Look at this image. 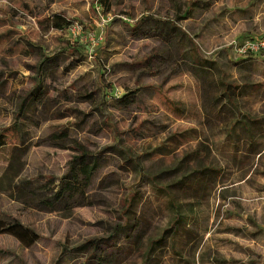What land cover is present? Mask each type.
Listing matches in <instances>:
<instances>
[{
    "label": "rangeland",
    "instance_id": "rangeland-1",
    "mask_svg": "<svg viewBox=\"0 0 264 264\" xmlns=\"http://www.w3.org/2000/svg\"><path fill=\"white\" fill-rule=\"evenodd\" d=\"M242 33L264 0H0V219L40 235L1 233L0 264L264 261V136L229 139L234 110L264 115L225 93L253 79Z\"/></svg>",
    "mask_w": 264,
    "mask_h": 264
},
{
    "label": "crops",
    "instance_id": "crops-1",
    "mask_svg": "<svg viewBox=\"0 0 264 264\" xmlns=\"http://www.w3.org/2000/svg\"><path fill=\"white\" fill-rule=\"evenodd\" d=\"M263 2V1H259ZM257 3V1H254L251 3V5H254ZM212 5V4H211ZM230 11H234L235 14H239L241 12L242 18H248L252 19L254 14L250 7L248 8H236V9H229ZM241 39H256L257 41H261L264 43V36H257L251 33H242L240 35ZM244 41V40H243ZM242 44V42L240 43ZM237 54L236 59H234V68L236 70H239L240 73L245 75H252L253 79L249 77V79H246L245 81H235L230 78L229 80V104L234 105L236 108V103H239L240 97L246 95L250 96V98L258 99V101H264V45L261 47V49L257 52H249L248 54H243L238 51L237 48ZM251 53V54H250ZM230 76V75H229ZM233 108V109H235ZM238 114H241L242 120H238L234 122V127L232 129H229V139L230 137H239L245 144L248 146L249 151H252L255 149V146H257L256 141H259L260 138H257V136H264V115L260 114L262 116L254 118L250 114L243 112L241 110H234ZM240 112V113H239ZM238 118L239 117H235ZM259 123L261 125L260 128H255L253 125ZM258 125V124H257ZM263 125V126H262ZM252 126V127H251ZM260 132V133H259ZM236 142H231L230 144H235ZM259 149L257 152L259 154L264 153V145L261 147L259 145ZM232 261H226L225 264H228ZM251 264H264V261L262 260H252L250 261ZM249 264V261L246 262Z\"/></svg>",
    "mask_w": 264,
    "mask_h": 264
},
{
    "label": "trees",
    "instance_id": "trees-1",
    "mask_svg": "<svg viewBox=\"0 0 264 264\" xmlns=\"http://www.w3.org/2000/svg\"><path fill=\"white\" fill-rule=\"evenodd\" d=\"M50 24L52 27L56 28V29H63L66 26H68L69 24H71V20L65 16H63L62 14H55L51 17L50 20ZM41 85V84H40ZM39 85V86H40ZM227 91H225V93H227L229 95V87L227 86ZM235 125H233L234 127ZM62 133V134H61ZM60 136L63 139H65L66 137H68L69 135L64 133L63 131L56 133L54 136ZM2 134H0V144H2V138L1 137ZM77 147H75L77 150L80 151L79 155H75L73 156V160H72V165L70 166V169L68 170L69 174L74 172L75 170V164L74 162L80 160V159H84L85 157H88V152L82 148L81 143H79V145L76 143ZM82 173L86 174L87 177L91 176V173L93 172V170L96 168L95 166L90 168L88 167V165H82ZM11 175L8 176V178H10ZM11 179H13V177H11ZM65 182H63L61 184V188L57 189V195H60L62 191H67L68 189H70V185L68 183L64 184ZM72 190H76L75 188H71ZM1 233H9L14 235L17 239H19V241L26 246H32L37 240L40 239V235H37L31 228L25 226L23 223H21L18 220H12L10 222H6L2 219H0V234ZM1 250V249H0ZM58 264V263H56Z\"/></svg>",
    "mask_w": 264,
    "mask_h": 264
},
{
    "label": "built area",
    "instance_id": "built-area-1",
    "mask_svg": "<svg viewBox=\"0 0 264 264\" xmlns=\"http://www.w3.org/2000/svg\"><path fill=\"white\" fill-rule=\"evenodd\" d=\"M263 45L264 43L261 41H257L254 39H248L239 47V52L243 54H247L251 51L257 52L261 49Z\"/></svg>",
    "mask_w": 264,
    "mask_h": 264
}]
</instances>
